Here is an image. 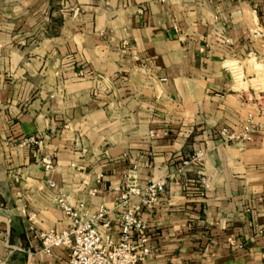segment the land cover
Returning a JSON list of instances; mask_svg holds the SVG:
<instances>
[{
    "label": "crops",
    "instance_id": "1",
    "mask_svg": "<svg viewBox=\"0 0 264 264\" xmlns=\"http://www.w3.org/2000/svg\"><path fill=\"white\" fill-rule=\"evenodd\" d=\"M260 91L264 0H0V264H69L41 251L70 226L55 197L113 221L133 167L168 192L138 264H264ZM249 116L251 141L219 134Z\"/></svg>",
    "mask_w": 264,
    "mask_h": 264
},
{
    "label": "built area",
    "instance_id": "2",
    "mask_svg": "<svg viewBox=\"0 0 264 264\" xmlns=\"http://www.w3.org/2000/svg\"><path fill=\"white\" fill-rule=\"evenodd\" d=\"M228 43V39H222ZM259 116L264 119V91L254 96ZM262 101V102H259ZM237 131L220 130L219 134L227 141L249 142L256 124L250 119ZM23 144H36L41 141L34 138L24 139ZM203 154L195 153L183 164L201 162ZM44 168H51V161L43 159ZM135 167L122 176L119 186L114 190L119 193L114 209L117 216L109 219L111 212L100 206L95 214H90L82 202L73 203L64 192L55 197L56 207L70 220L65 230H49L40 234L41 251L50 254L53 249L64 247L69 251V264H138L145 260L150 249L147 246V222L139 215L145 207H151L161 198H167L168 192L164 180H150L145 187L136 180ZM210 178L200 174L197 179L200 195L203 196L210 187ZM95 192H92L94 195ZM113 222L119 229L118 241L112 236Z\"/></svg>",
    "mask_w": 264,
    "mask_h": 264
}]
</instances>
